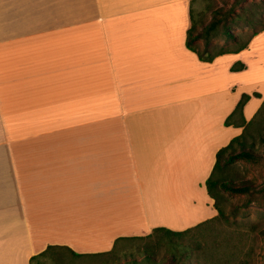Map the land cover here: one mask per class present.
I'll return each mask as SVG.
<instances>
[{
  "label": "crops",
  "instance_id": "0c3cea01",
  "mask_svg": "<svg viewBox=\"0 0 264 264\" xmlns=\"http://www.w3.org/2000/svg\"><path fill=\"white\" fill-rule=\"evenodd\" d=\"M189 1L0 0V264L216 215L205 181L241 133L224 125L241 95L245 122L264 100L243 56L264 31L202 62ZM185 194L188 216L158 215Z\"/></svg>",
  "mask_w": 264,
  "mask_h": 264
},
{
  "label": "trees",
  "instance_id": "16d2710c",
  "mask_svg": "<svg viewBox=\"0 0 264 264\" xmlns=\"http://www.w3.org/2000/svg\"><path fill=\"white\" fill-rule=\"evenodd\" d=\"M195 1H189L190 25L186 30L185 47L195 53L198 60L202 62H211L222 54L237 53L246 48L252 37L264 31V22L258 24L255 22V15L258 11V5L255 2L229 0L231 1L229 8L225 9L220 6L210 10L211 18L204 21L203 12L198 13L194 9ZM259 3L264 6V0H260ZM241 23H244L243 26L249 27L250 30L248 32L233 31L240 27ZM217 37H222L223 41L229 42L230 45H217L214 42ZM243 68V64L236 62L230 67V70L239 71ZM248 98V95L242 94L232 112L224 120V125L241 127L242 130L238 136L232 138L226 146L216 152L213 168L205 181V190L213 200L215 216L182 231L157 227L144 236L118 237L114 240L110 250L102 253L78 254L65 246H47L39 254L30 257L29 264H44L42 259L55 253H67L71 258L89 257L95 260H104L102 261L104 263L114 261L115 264H139V262L142 264H199L201 261L213 257L214 252L211 249L216 250L211 247L214 244L208 243V236H205L204 241L200 239L203 238L205 228L209 224H214L217 233L227 232L228 237L224 239V243L231 249L232 255L227 254L230 259L227 258L225 261L229 264L235 262L236 264H250L248 261L250 249L243 250L242 246H239L242 245L243 237H248L250 233L246 235L238 233L236 230L240 229L239 222L233 220L231 223L230 220L236 213L235 208L226 213L221 204L222 192L247 195L250 198L258 193H264V186L256 187L251 180L233 181L224 176L229 166L237 160L247 161L253 166L260 165L261 162L264 165V159L256 153L257 142L264 146V100L261 101L252 118L245 122L242 118V107ZM254 227L251 224L248 230L254 233L256 231ZM258 233L264 234V228L259 229ZM131 241H147L150 244H143L135 254L128 250L123 252L122 245ZM160 246L165 249V257L158 260Z\"/></svg>",
  "mask_w": 264,
  "mask_h": 264
},
{
  "label": "rangeland",
  "instance_id": "374dc122",
  "mask_svg": "<svg viewBox=\"0 0 264 264\" xmlns=\"http://www.w3.org/2000/svg\"><path fill=\"white\" fill-rule=\"evenodd\" d=\"M249 2H255L258 5V11L255 15L256 24L264 22V6H262L259 1L260 0H248ZM194 9L196 12H203L202 17L204 21H208L211 18L210 10L218 7H224L225 9L231 6V1L223 2L221 0H196L194 3ZM244 23H241L240 27L233 29L235 32H248L250 30L249 27L243 26ZM243 38V37H242ZM214 42L217 45H230L229 42L223 41L222 37H217ZM253 55L256 57L252 58ZM245 56H250L248 60H245L248 63V75L251 78L261 77L264 78V33H262L252 44L249 49L243 54ZM260 69L258 68L259 66ZM260 91L264 90V86L258 87ZM257 88V89H258ZM254 89V87H252ZM256 153L262 159H264V146H261L259 142L256 145ZM262 163V162H261ZM253 166L249 164L247 161L237 160L229 166L224 176L226 178L232 179L233 181H241L243 179L251 180L255 184L256 187L264 186V165ZM222 201L221 204L226 213L230 212L232 208H235L236 213L234 217H232L231 223L233 220H236L240 224V229H237L238 233L246 235L250 233L248 237L244 236L242 242L243 250L250 249L248 261L250 264H264V234L258 233L259 229L264 228V193L257 194L254 197L250 198L247 195H238V194H230L228 192H222ZM181 199L180 202L177 203H161L158 204L159 214L163 219H170L177 221L178 217H186L190 214V208L188 205L187 195L185 194L183 197H176ZM153 207V204H150ZM153 209L151 211L153 212ZM154 213V212H153ZM251 224L256 229V231L250 232L248 227ZM208 227V228H207ZM216 227L214 224H209L205 228L203 241L208 236L209 244L212 248H216V250L211 249L214 252L213 257H209L206 261H201L199 264H229V262L225 261L227 258V254H231V249L226 246L224 243V239H227V232H216ZM232 229V227H229ZM244 232V233H243ZM206 236V237H205ZM202 241V242H203ZM143 244H150L147 241H131L122 245V251L125 250L132 251L134 254L139 250ZM48 257L42 259V263L44 264H115L112 262H102L104 260H98L94 258L84 257V258H71V256L67 253H55L47 255ZM140 256V255H139ZM137 257V259L139 258ZM158 260L165 257V249L163 246H160L158 250ZM230 259V258H229ZM123 262V260H120ZM124 264V263H122ZM127 264V263H125ZM142 264V262H139ZM236 264V262L234 263Z\"/></svg>",
  "mask_w": 264,
  "mask_h": 264
}]
</instances>
